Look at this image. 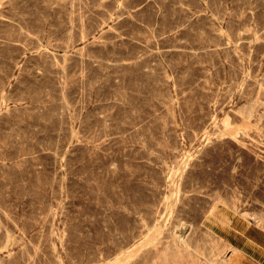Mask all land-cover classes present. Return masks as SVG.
I'll list each match as a JSON object with an SVG mask.
<instances>
[{
  "label": "rangeland",
  "instance_id": "1",
  "mask_svg": "<svg viewBox=\"0 0 264 264\" xmlns=\"http://www.w3.org/2000/svg\"><path fill=\"white\" fill-rule=\"evenodd\" d=\"M0 264H264V0H0Z\"/></svg>",
  "mask_w": 264,
  "mask_h": 264
},
{
  "label": "bare ground",
  "instance_id": "2",
  "mask_svg": "<svg viewBox=\"0 0 264 264\" xmlns=\"http://www.w3.org/2000/svg\"><path fill=\"white\" fill-rule=\"evenodd\" d=\"M216 216H217V215H216ZM239 217H240V216H239ZM227 222H228V221H227ZM237 223H238V222H237ZM223 225H224V224H223ZM220 227H221V226H220ZM225 228H226V227H225ZM226 229H227V228H226ZM240 229H241V228H240ZM180 230H181V229H180ZM180 230H178V231L180 232ZM179 232H178V233H179ZM209 234H210V233H209ZM192 248H193V246H192ZM207 259H208V258H207Z\"/></svg>",
  "mask_w": 264,
  "mask_h": 264
}]
</instances>
